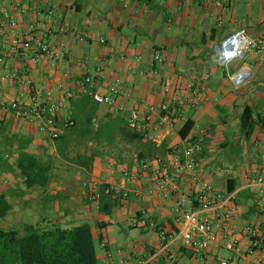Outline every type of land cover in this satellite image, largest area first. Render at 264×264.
Segmentation results:
<instances>
[{
	"label": "crops",
	"instance_id": "1",
	"mask_svg": "<svg viewBox=\"0 0 264 264\" xmlns=\"http://www.w3.org/2000/svg\"><path fill=\"white\" fill-rule=\"evenodd\" d=\"M216 21L224 25L219 29ZM243 25L264 38V0H0V57L6 35L12 30L27 34L31 26L59 50L38 61L31 55L0 61V190L13 204L3 220L9 222L6 227L21 228L26 222L65 229L88 223L96 249H102L97 253L101 264H167L171 252L176 264H218V258L255 264L264 246L253 248L247 229L264 231V183L249 185L247 177L264 175V57L257 56L264 41L234 72L221 70L220 59L209 66L201 58L210 44L203 37L212 27L221 36L224 28ZM241 69L249 71L245 81ZM12 73L25 74L41 88L43 100L74 92L57 115L59 125L73 122L62 128L59 140L49 136L40 119L17 118L4 110L21 97L13 78L2 79ZM86 75L103 90L120 77L129 94L121 95L115 107L99 104L81 87ZM189 82L204 87L202 99L183 112L176 110L172 125L160 126L163 103L175 106L174 95L188 93ZM165 85L171 87L169 94ZM24 97L29 103L27 90ZM246 105L253 108L255 121L249 137L240 126ZM134 110L150 116L138 127L144 134L139 140L125 138L118 128L120 118L129 123ZM187 120L194 124L183 137L180 130ZM195 136L203 138L197 160L205 171L199 175L177 168ZM21 149L52 161L46 185L23 186L16 168ZM77 154L92 156L91 167L64 156ZM158 172L176 176L172 197L157 187ZM93 182L117 192L119 204L111 214L100 212ZM204 183L213 205L200 209V215L215 220L216 210L231 207L237 214L214 222L216 239L200 260L184 242L181 216L199 207ZM178 199L185 203L179 205Z\"/></svg>",
	"mask_w": 264,
	"mask_h": 264
},
{
	"label": "built area",
	"instance_id": "2",
	"mask_svg": "<svg viewBox=\"0 0 264 264\" xmlns=\"http://www.w3.org/2000/svg\"><path fill=\"white\" fill-rule=\"evenodd\" d=\"M14 25V22H11ZM246 39V40H244ZM103 41V39H102ZM254 41L249 36L245 28L239 29L226 37H224L218 44L215 45V49L220 55V60L223 64H228L232 60L242 59L247 55L249 50L253 47ZM58 49L52 46L45 38V33L37 34L36 29L31 26L27 34L21 35L17 31L12 30L3 43V55L0 57V61L3 59H26L30 56L38 61L43 55L55 56L58 54ZM157 57V56H156ZM239 77L241 81H245L249 77V71L241 69ZM238 72V73H239ZM11 77L20 89L21 97L12 100L5 106L4 110H11L13 115L17 118H35L40 119L42 122V128L45 129L52 139L59 137L62 133V128L71 125L72 120L64 122L63 125L57 124L58 112L63 109L67 100L74 97V92L68 90L64 93V96L57 100H43L41 88L35 86L32 81L26 78L25 74L12 73L2 77ZM95 81L90 75H86L81 81V87L90 97H92L99 104H105L111 107L118 105V99L121 95L129 94L128 84L126 81L117 77L110 81L106 88L99 89L94 88ZM189 92L182 95H174L173 100L175 106L170 108L169 102H165L162 105V109L165 111L161 118L160 126L163 124L172 125L173 116L176 114V110L186 109L198 105L202 99V90L195 87L193 82L188 83ZM26 90L29 93V103L26 102L24 95ZM164 93L169 94L171 87L165 85ZM50 95V91L46 92ZM183 112V110H182ZM179 117L185 119L183 113L179 114ZM150 120L149 115L141 114L138 110H134L131 115L129 124L132 127H142L141 123ZM203 148L202 136H195L191 139L183 149V162H178V171L189 170L195 175L202 174L205 171V167L197 160V155ZM180 161V158H176ZM154 181L159 189H162L164 197L170 198L173 196V192L178 188V181L176 176L167 175L158 172ZM247 183L249 185H255L264 183V175H258L255 177H247ZM100 186L96 182L91 185L92 197L99 199ZM112 189V188H111ZM210 186L207 183L202 185L201 189V202L199 207L194 208L191 206L189 210L182 212V230L184 242L187 245L194 247L199 254V259L203 260L207 252L209 242L216 239V233L214 232V222L216 220H230L237 214L235 207H231L228 210L215 211L214 218L211 220L207 216L200 215V209L207 210L213 205L212 201L208 198ZM177 203L183 205L184 200L178 199ZM250 234L251 244L253 248L264 246V231L257 227H250L247 229ZM164 236V231H161ZM235 241H230L229 247H233ZM175 253L171 252L167 256V264H176ZM218 264H238L236 259L218 258ZM255 264H264V254L259 257Z\"/></svg>",
	"mask_w": 264,
	"mask_h": 264
},
{
	"label": "trees",
	"instance_id": "3",
	"mask_svg": "<svg viewBox=\"0 0 264 264\" xmlns=\"http://www.w3.org/2000/svg\"><path fill=\"white\" fill-rule=\"evenodd\" d=\"M219 36L218 28L212 27L209 35L203 37V41L214 40ZM193 124L192 120H187L180 134L186 137ZM240 126L245 137L252 134L255 121L253 108L250 105H246L243 109ZM118 128L128 139L139 140L144 136L138 128L132 127L125 117L120 118ZM64 156L87 168L91 167L93 160L92 156L88 158L82 154H77L75 157ZM16 168L22 178L23 186L31 188L44 186L50 181L53 163L51 160H43L21 149L16 160ZM232 189L229 188V190ZM98 202L100 212L111 214L119 204L118 194L108 184H102ZM12 208L13 204L7 194L0 190V264H99L90 224L83 223L65 229L45 228L41 225L26 223L21 228L5 227L1 225V222Z\"/></svg>",
	"mask_w": 264,
	"mask_h": 264
},
{
	"label": "rangeland",
	"instance_id": "4",
	"mask_svg": "<svg viewBox=\"0 0 264 264\" xmlns=\"http://www.w3.org/2000/svg\"><path fill=\"white\" fill-rule=\"evenodd\" d=\"M216 24L218 25V27H219V29L224 25V24H222V23H219V21H216ZM242 28H245L246 29V31L248 32V34L250 33V31L246 28V26L245 25H243V26H240V27H237V28H235V29H228V27H226V28H224L222 31H223V33H222V35L221 36H219L217 39H214V40H211V39H209L210 41V44H208L207 46H206V51L204 52V54H203V56L201 57L204 61H205V63L207 64V65H209V66H212L213 65V63L215 62V61H217L218 59H220V55H219V53L217 52V50L215 49V45L216 44H218L219 43V41H221L224 37H226L227 35H229V34H231V33H233V32H235V31H237V30H239V29H242ZM256 28V27H255ZM209 33H210V31H209ZM249 36L251 37V39L254 41V44H253V47L249 50V52L247 53V55H245V57L244 58H242V59H235V60H232L231 62H229L228 64H224V65H220L219 66V68L221 69V70H225L226 68H228V70H229V72H234L235 71V69L238 67V66H240V65H242L244 62H248V58H249V53L251 52V51H253L255 48H257V46L258 45H261L262 43L261 42H259V41H264V38L262 37H259L258 35H257V33L255 32V36H253L252 34H249ZM197 56V55H196ZM257 56H259V57H264V50H262V52H259V53H257ZM194 60H196V61H198V59H194ZM226 66V67H225ZM226 71V70H225ZM24 217H26V216H24ZM23 218V217H22ZM26 219H24V221H25ZM18 222H20V221H18ZM26 223V222H25ZM1 225H3V226H8L9 225V222H7V221H3V222H1ZM13 225V224H12ZM97 253H98V255L100 254V252L102 251V249H101V247H98L97 249ZM99 264H101V262L99 261Z\"/></svg>",
	"mask_w": 264,
	"mask_h": 264
},
{
	"label": "bare ground",
	"instance_id": "5",
	"mask_svg": "<svg viewBox=\"0 0 264 264\" xmlns=\"http://www.w3.org/2000/svg\"><path fill=\"white\" fill-rule=\"evenodd\" d=\"M244 40H246V39H244Z\"/></svg>",
	"mask_w": 264,
	"mask_h": 264
}]
</instances>
